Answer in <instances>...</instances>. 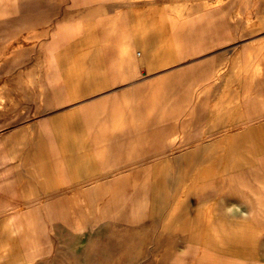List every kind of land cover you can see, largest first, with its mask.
<instances>
[{"label":"crops","instance_id":"obj_1","mask_svg":"<svg viewBox=\"0 0 264 264\" xmlns=\"http://www.w3.org/2000/svg\"><path fill=\"white\" fill-rule=\"evenodd\" d=\"M92 1L87 3L88 7L84 6L86 10L82 7L85 15L79 14L78 8L73 12L74 16L79 11L82 19L75 23L77 34L71 35L70 44L57 45L56 53L60 56L57 64L48 60L45 51L38 61L40 71L30 72L33 81L41 86L37 94L40 110L34 109L39 112L38 118L30 123L23 121L17 128L8 126L7 132L0 134L2 216L42 206L46 194L60 190L58 184L65 180L100 181L96 177L98 171L120 172L130 154L139 157L143 153V159H148L152 150H159L160 141L165 144L176 141L179 135L175 133L181 131L177 127L184 125V131L188 128L198 131L204 120L197 106L204 108L207 100L201 105L195 96H232V104L229 100L222 105L216 103L208 113V120L215 126L233 123L239 127L238 133L232 129L234 133H226L220 140H209L205 148L222 147L228 142L226 137H238L240 115L254 117L258 113L253 103L256 107L259 104L253 101L264 96V36L257 34L256 28L264 26V16L257 14L256 0H237L236 13L225 12L222 3L218 9L207 8L196 17L181 12L168 0ZM210 13L214 14L210 18L212 28L204 18ZM94 22L99 24L95 40L91 33ZM161 29H168V36H172L168 52L174 53L178 61L163 65L160 51L152 48L151 62L145 64L143 49L148 48H144V37L159 36ZM196 35L200 36L199 41H192ZM211 41L222 49L200 62L202 85L193 91L196 79L192 66H184L182 62L191 56L192 50V55L198 52L197 46L203 51ZM226 43L232 46L224 47ZM63 46L66 49L62 51ZM129 48L135 60L127 63L124 53ZM149 84L150 87H145ZM152 96H164L163 100L171 102L160 116L154 107L151 109ZM176 96H192L191 103L194 101V106L189 103L187 113L182 116L175 112ZM239 96L244 97L239 100ZM144 104L147 108L150 105L147 115L142 111ZM259 114L264 117V110ZM177 117H183L178 121L180 125L175 121ZM218 164L223 166L222 172L208 173L207 180L215 174L218 193L228 196L225 203L231 204L233 200L234 206L246 216L226 220L217 211L216 216L227 228L238 229L243 226L241 223L260 228L263 219L248 217L250 213L264 212V197H259L264 195V158L240 162L237 156H232ZM144 174L142 182L154 179L150 169ZM49 181L54 182L51 190ZM250 183L254 186L252 191L247 190ZM243 203L249 210L241 208Z\"/></svg>","mask_w":264,"mask_h":264},{"label":"rangeland","instance_id":"obj_2","mask_svg":"<svg viewBox=\"0 0 264 264\" xmlns=\"http://www.w3.org/2000/svg\"><path fill=\"white\" fill-rule=\"evenodd\" d=\"M37 1H39L37 3V8H38L37 10H40V9L44 10V8H48V7H51L57 4V6L61 9V11L56 12L58 13L57 14L58 17L56 19L58 20L54 22L55 15L50 14V17H49L47 16V14H49L50 12H46L45 10L42 13L41 19H40L39 16L37 15V11L34 13L33 9L28 6L30 9H32L31 10V13H33L32 15L31 13H28L27 11L24 10L26 19L24 18L16 19V21H13L12 24L11 23L9 24L8 28L5 26H0V30L2 31V32L0 31V48H4V45H5L4 43L6 41L9 42V44L11 43L12 45L17 46V47H14L17 52L15 51L14 53L15 55L11 57L10 64L8 65L6 62L3 66H0V73H1L0 74V134L7 132L8 126H10V128H15V127L17 128L18 125L23 123V121L25 122L29 121L28 123H30L36 120L39 116V112H35L34 109H37L38 111L40 110V101H39V97L37 94L41 91V86L39 85L37 81L32 80V77L30 76L31 74L29 73L31 71H36L37 73L40 71V66H38V62H37V65H35L34 63L38 59L35 57L36 56L40 57L42 55L41 53L42 48L40 49L39 45L35 46L34 43L36 39L34 41L27 40L24 42L25 37L32 35L34 33L33 35H36V36L41 35L42 39L44 40L45 34H48V37H50L51 31L54 25L58 23V21L65 23L71 20L74 23H77L78 21L82 19L81 16L78 17V12H76V15L74 16L72 14L79 7L81 8L79 13H82L81 10L83 9L82 7L84 6L81 4H79L80 6L78 4H72L70 0H61V1L60 0H36V2ZM47 2H52L54 4L49 5ZM168 3L174 4L176 8L179 7L181 9V12L183 11H185L186 13L190 12L193 17L198 16L200 13H203V11H205L207 8H210V7H214L215 9H218V7L221 6L222 3H224L223 4L224 10L227 13L229 12L230 14L232 12L236 13L238 9L237 0H222L220 3L218 0H168ZM256 3H257L256 5L257 14L259 16H264V0H256ZM26 6L27 5L23 6V9H27ZM107 7L111 8V5H107ZM170 7L167 6L168 9ZM172 9H174V7ZM26 13H28V15ZM44 13L46 14V17ZM68 14L69 16H65ZM33 15L36 18H34ZM47 18H50L51 20ZM43 19H45L46 22H44ZM49 20L51 23L47 22ZM18 21H20V23ZM39 21L41 23H39ZM16 26L19 28L21 26V28L20 29L16 28ZM196 29L198 30V25L196 26ZM32 31L33 33H31ZM256 32L257 34L264 36V26L256 28ZM2 33H4L3 35L5 36H2ZM168 33H169L168 29H164V31L161 29L159 36H148V37L145 36L144 37V43H143L144 48L146 47L148 48V51L144 53L145 64L147 62L148 63L151 62L152 48L155 50L158 49L160 51L159 56L161 59V64L163 65L166 64V66L175 64L174 61L177 59L174 58V53L169 54L168 52L171 46L170 43H171V38H172L171 35L168 36ZM196 33L198 34V31ZM232 33L234 34V32ZM195 39L199 41L200 36L196 35L194 39L192 37V41H194ZM23 42L25 46L27 45V48H25L24 50L23 48H18L19 45H21ZM30 44L31 46H29ZM60 44L64 45V43H60ZM66 44H70V41L67 42ZM223 46L231 47L232 44L226 43ZM197 48L196 49L198 50V52L192 55L193 53V50H192L191 56L184 59L182 62L184 66H187V65L192 66V69L191 68L190 69L192 71L194 78L196 79V81L193 82V86H192L193 91L195 88L198 89V87L202 85V82L200 81H201V76L203 74L200 75V80H199V73L200 71L203 72L202 67L200 66V62L206 58L207 59L212 58L216 52H219L220 49H222L221 46H216L214 41H211L210 44H207L206 46H204L201 49L203 51H199L201 47L197 46ZM65 49H66L65 46L61 48L62 51ZM35 54H38V55L35 56ZM27 55L29 57H27ZM3 58L5 59V56H0V61H3L4 60ZM168 61H172V62H169L167 64ZM13 63L14 65H12ZM15 64H17L18 67ZM162 67L163 66H161L160 68L161 70H162ZM18 69L20 70L18 71ZM6 70L7 71L9 70V71L7 72ZM226 77H228V75ZM42 84L44 85L45 82ZM145 87H150V84L146 85ZM152 97L154 98V102H153V105H151V109L154 107V109L157 110L156 114H159L160 116L163 112H166L167 104L171 102L163 100L162 98H164V96H152ZM191 97L192 96H176L175 97L176 100L174 101V104L177 106V109H175V112L177 115L182 116L186 114L187 109H189V103H190V107L191 105L194 106V101L191 103ZM196 98L198 99L201 105L203 103H206L205 100H207V104L205 105L204 108L200 107L199 109V105L197 106L199 113L202 114L201 118H203L204 120L202 127L201 128L197 127L198 131H194V130L191 131V128H188V126H187L188 129L184 131V125L177 127V129L181 131L175 133L179 135L176 141L174 143H169V144H165L164 141H160L161 143H160L159 150L158 149L152 150L148 159H145V160L143 159V153L141 155L139 154V157H134V155L130 154L126 158V164H124L125 166H122V169H120V172L114 171V172H107L105 174H101L99 171L97 172L96 177H100L101 179H99L100 181H96L99 184L95 186L96 188L95 190H103L106 187H108L110 192H112V190L119 189L118 187L124 186L126 187L125 190L127 191V194H126L127 196L130 193L129 190L133 189L131 188L132 185L139 187V184L140 183L142 184V180H144V177H145L144 171L146 169L151 170V176H153L154 179L151 180L152 182L150 183V190H149V193H150L149 198L152 201L153 205L151 204V207L148 209V211L145 212L142 218L134 220L133 218L130 217V214L128 213V211L127 213L125 211V213L123 214V217L120 218L119 220L115 219L113 216L105 220L106 222L104 221L101 222V221H98L97 219L94 220V240H95V246H96L95 255H94V264H161L160 263L161 261H158V260H160V258L162 257L161 252H164L163 250L167 248V251L169 253L172 247L178 251V250L184 249L186 245H190L191 246L190 248L192 249H194V247H198V254L201 253L199 254L200 256L209 258L206 260L208 261L207 263L214 262L215 264H221V263H218L217 258L218 260L220 259L222 262L223 261L224 263L228 262L229 264L231 263L232 264H237V263L262 264V261H264V254L261 255L263 257V260H262V259H259L260 256L258 254L251 255L250 252L248 251H246L245 253L244 252L242 253V252H235V250H230L229 248L227 247L225 248L224 246L219 247L222 245V243L220 242L204 243L201 240L197 241L195 238H192L190 233L186 230H184V232H179V231H175L172 228L173 230H170L169 233H166L164 231V225L168 221L167 217L170 214L173 202L175 198L176 199L178 198V194L180 193L179 192L180 184L178 188V183H180L181 178H183L184 176V168H185L184 166L186 164L185 162L196 160V158L200 154V151L209 142V140L210 142H215L214 141L215 139L220 140L222 136H226V133H234V132L238 133L237 129L239 127L234 126L233 123L231 124L228 123L225 126H220L219 124L215 126L213 123H211L208 120V113L210 112V109H213V107H216L215 106L216 103H218L219 105H222L223 102L227 103L228 100H229V104L230 103L232 104V102H230L232 96H195L194 99ZM259 98L260 99L257 102L260 106L257 104L258 105L257 108L261 112L264 110V109L263 110L261 109L262 105H264V96H260ZM142 106L144 108V110H142L143 113L147 115L148 113L146 112L147 110H149L150 105H148V108L145 106V104ZM46 112L47 110H45L44 113ZM177 118L178 119H175V121L177 120V124L180 125L178 121L182 120L183 117H177ZM263 118L264 117H261V119L257 118V120L255 119V122H258L259 120H263ZM156 119H159V117H156ZM170 128H171V125H170ZM232 129L236 131L233 132ZM175 134L173 136H175ZM209 136H211V138L208 139ZM215 137H218V138H215ZM141 151H143V149ZM116 176H123V178L120 180H117L115 179ZM161 177L163 178L165 177L163 181L164 183H162V180L160 179ZM175 178H179V181H176ZM156 179H159V180H156ZM136 180H137V183H136ZM97 192L99 193L100 191H97ZM111 197L113 198V200L115 199V195ZM192 197L196 199L195 194H192ZM227 197H228L227 194H224V193H214L211 196H204V198H201L198 201L201 202L203 200L207 201L210 199H212L213 201H217V203H215V206L218 212L217 214L219 216L221 214V216L225 217L226 220H237L239 218H244V216H246L245 215L246 213L244 214L240 212L238 208L234 206L235 202L233 200L231 204H229L230 201L225 203V198ZM115 208L116 206H113L112 210H115ZM241 208L243 210L244 209L249 210L250 207L247 204L245 205V203H243V206H241ZM191 209H192V206H191ZM180 213L181 212H177L173 216L172 220L174 221L176 218H178ZM154 228L156 229L157 232L154 231L155 230ZM68 231L70 232V230L65 228V231L63 234L64 236H62L65 238L62 239L60 237V239L63 241V245H62L63 248L68 245L67 242L69 240H73V241L75 240L74 242L76 243L72 244L73 248H75V253L82 255L83 241H84L82 240L83 238L81 236L82 232L78 231L77 235H75L74 236L75 238H74L72 237V234L68 233ZM137 234L139 236H137ZM67 236H70V237H67ZM186 236L190 237V240H188L189 238H187ZM134 238L135 239L137 238V241H135ZM127 241H130V242H127ZM138 241L140 244H137ZM143 241H146V242H143ZM192 243L194 244V246H192L193 245ZM105 247L107 249L106 250L107 254L103 255L102 250ZM136 253H137V256H136ZM176 253L169 255V258L171 256L176 255ZM194 258H195V254H190V257L187 259L188 263L189 264L194 263L193 262ZM102 259L104 261H102Z\"/></svg>","mask_w":264,"mask_h":264},{"label":"bare ground","instance_id":"obj_3","mask_svg":"<svg viewBox=\"0 0 264 264\" xmlns=\"http://www.w3.org/2000/svg\"><path fill=\"white\" fill-rule=\"evenodd\" d=\"M70 1L72 2V4H78V5L81 4L85 7H88L87 3L91 2L92 0H70ZM152 1L153 0H147V2L149 3H151ZM38 2L39 1L36 2V0H0V26H5L8 28L9 24L10 23L12 24V22L16 21V19L19 18L26 19L24 10L27 11L28 13H31L32 9L34 13L37 11V15L39 16L40 19L44 10L46 12H50L49 14H47V16L49 17L50 14L51 15L54 14L55 15L54 22H56V20H58L56 19L58 17L57 16L58 13L56 12L61 11V9L57 6V4L48 8H44V10L43 9L37 10ZM47 3L49 5L54 4L52 2H47ZM25 5H27L26 6L27 9H23V6ZM28 6L32 9H30ZM84 9L86 10V8ZM28 13L26 14L28 15ZM32 14L33 13H31V15ZM69 14L65 16H69ZM79 14L78 17L80 16ZM90 15L88 14V16ZM213 17L214 14L212 13L207 14V17H204L207 18V26L209 28H212L214 26V23L210 19ZM45 19H43L44 22H46ZM50 20L47 22H50ZM40 21L39 23H41ZM191 21L194 20L191 19ZM18 22L20 23V21ZM260 23L261 22H259V24ZM98 25L99 24L94 22V25L92 26L91 29L92 37H94V40H95V29L97 30ZM16 28L19 27L16 26ZM76 29H77L76 24L73 23L71 20L65 23L58 21V23L54 25L50 37H48V34H45V39L43 40L41 35H37V36L33 35L34 30L32 29L33 31L31 33L33 34L26 36L24 42L27 40L34 41L36 39L34 43L35 46L39 45V48L40 49L42 48L41 50L42 54H44L45 51L48 52V56H49L48 60L52 64L54 63V65H56L57 64L56 62H58L60 58V56H58L56 53L57 45L60 43L68 42L72 34H77V32H75ZM3 34L4 33H2V36H5ZM24 42L21 45H19L18 48H23V50L27 48V45L25 46ZM4 44H5L4 48H0V56H5V59L3 58L4 60L0 61V66H3L6 62L8 65L10 64L11 57L15 55L14 53L16 51L14 47H17L12 45L11 43L10 45L9 42L7 41ZM29 46H31V44ZM143 51L147 52L146 49H143ZM36 55L38 54H35V56ZM27 57L29 56L27 55ZM35 58H38L37 61H35V65H37V62L40 59H42V55L40 57L36 56ZM124 60L127 63L131 62L132 60H135V54L131 52L130 48L129 51L128 50L125 51ZM12 65H14V63ZM19 70L20 69H18V71ZM243 97L244 96H239V100H241ZM259 97L260 96H257L253 102L258 101ZM234 101H235V97H234ZM253 106L254 109H257L254 103ZM261 109L263 110L264 108L262 107ZM255 112L258 113L254 117L245 116L243 115V113L240 115V132L238 134V137L236 136L226 137L225 140L228 139V142H224L223 143L224 145L222 147H217L213 149L203 147L196 160L185 162L186 164L184 166L185 167L184 176L183 178H181L180 183H178V188L180 184V191H179L180 193L178 194V198L177 199L175 198L170 214L167 217L168 221L164 225V231L166 233H169L170 230L173 229L179 232H184V230H186L190 233L192 238H195L197 241L201 240L204 243L220 242L222 243V245L219 247L224 246L225 248L227 247L230 250H233L232 245H234L235 252L245 253L246 251H248L250 252L251 255L258 254L260 256L259 259L263 260V257L261 255L264 254V223L260 228H255V226L247 223H241V225L243 226H240L238 229L236 227L227 228L226 226H224L226 224L222 223L220 218H218L215 214V212L217 211L215 203H217V201H213L212 199L207 201L203 200L201 202L198 201L199 199L204 198V196H211L212 194L219 192L217 190L219 181L217 180L216 175L213 174L214 175L213 178L207 180L208 173L222 172L223 166L221 164H218V161L224 162L232 156L234 157L237 156L240 162L248 161V159L264 158V118L263 120H259L258 122H255V119L256 120L257 118L261 119L262 117L259 114L258 109ZM115 179L120 180L122 178L115 177ZM160 179L162 180V183H164L163 181L165 177L164 178L161 177ZM241 179H243V177H241ZM175 180L179 181V178H175ZM151 182H152L151 180H145L142 182V184L141 183L139 184V187L132 185L131 188L133 189L129 190L130 193L128 192L129 194L127 196L126 195L127 191L125 190L126 187L124 186H123L124 188L118 187L119 189L112 190L113 192L112 193L110 192L108 187H106L103 190H95L96 189L95 186L99 184L96 181L73 182V181L65 180L62 183L60 182L61 184L60 183L58 184L59 187L61 186L60 190L56 191V189L55 190L53 189L52 192H48L46 194L44 200L42 201V206L18 211L16 213L7 214L3 216L2 214H0V264H94V255L96 248L95 240H94V220L97 219L98 221L106 222L105 220L111 218V216L119 220L120 218L123 217L125 211L126 213L128 211L130 217L133 218L134 220L142 218V216H144L145 212L148 211V209L151 207L152 204V201L149 198L150 195L149 190H150ZM52 185H54V182L49 181L48 188L50 190L52 188ZM248 189H250V191L254 190V186L252 183L247 185V190ZM97 191L100 192L98 193ZM192 194L196 195L195 197L196 199L192 197ZM114 195H115V199L113 200L111 196ZM259 197H264V195L260 194ZM113 206H116L115 210H112ZM177 212H181V213L179 217L173 221L172 220L173 216ZM254 216L257 219L261 218L264 220V212H260V213L255 212V214L250 213L248 218L253 219ZM65 228L70 230V232L68 231V233L72 234V237L77 235L78 231L82 232L81 236L83 238L82 240H84L82 255L75 253V248H73L72 246V244L76 243L74 242L75 240L74 241L69 240L67 242L68 245L63 248L62 246L63 241L60 239V237L62 239L65 238L62 237L64 236L63 234ZM154 231H156V229ZM137 236L139 235L137 234ZM187 238H189L188 240H190V237ZM135 241H137V238L135 239ZM232 242L234 244H232ZM137 244H140L139 241ZM192 246H194V244ZM190 247H191L190 245H186L184 249L178 251L175 250L173 247L172 248L170 247L171 250L169 253L166 248L165 250H163L164 252H161L162 257L158 261H161L160 262L161 264H189L187 259L190 257V254H195V258L193 259L194 263L191 264H206L208 262L206 260L209 258L200 256L199 254L201 253L198 254V247H194V249ZM106 250H107L106 247L102 250L103 255L107 254ZM174 253H176V255L171 256L169 258V255ZM102 261L104 260L102 259ZM217 261L218 263L221 264H225V263L229 264L228 262L225 263L224 261L222 262L220 259L218 260V258ZM207 264H215V263L210 262ZM262 264H264V261H262Z\"/></svg>","mask_w":264,"mask_h":264}]
</instances>
